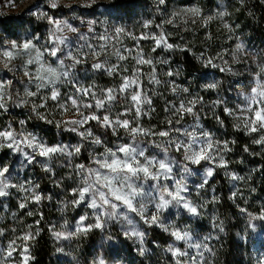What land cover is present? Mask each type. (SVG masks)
Instances as JSON below:
<instances>
[{
    "label": "trees",
    "instance_id": "16d2710c",
    "mask_svg": "<svg viewBox=\"0 0 264 264\" xmlns=\"http://www.w3.org/2000/svg\"><path fill=\"white\" fill-rule=\"evenodd\" d=\"M110 5L111 11L97 14L108 17L117 28L115 38L108 41L102 31H95L79 43L73 57L64 59V66L75 74L92 72L85 78L88 88L81 97L94 114L109 115L112 101L106 91L133 82V90L142 92L147 102L140 110L128 97L120 100L128 125L119 131L135 139L170 135L182 123L196 118L211 151L209 160L186 163L173 148L164 146L171 155L166 160L182 168L176 172L174 189L169 190L174 194L186 189L188 205H178L176 195L171 197L158 185L161 203L173 208V229L169 233L151 223L145 238H138V243L127 249L130 261L160 264L153 260V251L163 249L169 264H191L182 250H186L187 235L194 232L208 237L204 241L208 264L262 261L264 121L260 124L255 115L260 110L264 113V0H112ZM188 7L196 8L200 17L190 15L185 10ZM96 8L97 4L87 8L61 4L48 11L69 17L72 12L95 14ZM18 16L0 17L6 39L20 29L22 33L40 32L45 26L32 13L21 21ZM13 82L21 84L23 79ZM173 86L177 87L175 94ZM180 103L188 108L181 114L177 111ZM27 104L16 109L8 98L0 127L7 123L14 133L19 128L39 130L44 122L41 117L22 115ZM43 116L47 117L45 113ZM58 121L61 118L46 126L44 139L68 151L77 149V153L72 159L50 161L49 170L31 163L32 186L23 181L0 198V264L10 258L16 264L59 263L53 231L68 218L75 219L70 209L80 185L73 181H84L86 175V169L76 171L74 163L85 168L97 166L104 143L96 145L63 129L67 122L56 128ZM38 134L43 137V133ZM13 176L17 180L26 177L21 173ZM135 183L153 192V178ZM70 196L72 199L67 200ZM98 207L95 204L96 212ZM96 216L94 225L79 241L78 264H97L98 256L109 261L105 253L119 246L114 225L100 220L101 213ZM177 226L184 228L183 235Z\"/></svg>",
    "mask_w": 264,
    "mask_h": 264
},
{
    "label": "rangeland",
    "instance_id": "374dc122",
    "mask_svg": "<svg viewBox=\"0 0 264 264\" xmlns=\"http://www.w3.org/2000/svg\"><path fill=\"white\" fill-rule=\"evenodd\" d=\"M111 1L0 0V17L19 15L18 21H21L23 16L32 13L36 21L45 24L40 32L22 33L19 28L20 30L11 33L7 39L6 33L0 27V116L7 113L9 98L16 109H20L25 102L28 103L23 109L24 117H41L40 121H44L39 130L19 128L14 133L7 123L0 127V198L9 193V189L19 188L24 182L32 186L31 181L35 179L30 176L31 163L43 165L49 170L50 161L63 157L72 159L77 153V149L68 151L66 148L53 146L48 139H44L48 132L46 126H50L54 120L61 118L55 124L56 128L61 122H67L63 129L72 131L81 139L94 141L96 145L101 146L104 143V148L99 149L97 166L85 168L74 163L76 171L86 169V175L84 181H73L80 185L74 205L70 209V215L75 216V219L68 218L53 231L60 259L58 264L80 262L79 241L84 239L85 231L94 225L92 221L97 220L98 213H101L100 220L114 225L117 229L116 238L120 240L117 241L119 246L116 250L105 253L109 261H102L101 256H98L95 259L97 264H133L127 249L137 244L139 239L145 238L147 227L151 223L159 224L168 232L173 229L170 224L173 208L163 206L157 186H163L165 193L171 197L176 195L175 201L178 205H188L186 189H183L184 193L174 194L169 190L174 189V181L178 178L176 172L182 171V168L166 160L165 157L171 155L164 146L173 148L186 163L209 160L211 157L210 144L196 118L182 123L170 135L153 134V137L135 139L119 131L120 127L128 125L123 116L125 108L121 107L124 104L120 100L128 97L133 106L140 110L147 102L142 92L133 90V82L126 81L120 89L106 91L112 101L109 115L94 114L81 97L88 88L85 78H89L92 72L86 70L84 73L75 74L64 66V59L73 57L78 52L79 43H84L95 31H102L103 39L108 41L115 38L117 28L108 17H99L97 14L111 11ZM61 4L65 7L75 5L84 8L97 4V8L95 14L72 12L69 17L49 13L48 10H55ZM185 10L190 15L200 17L199 11L194 7ZM99 18L101 23L95 22ZM15 78L19 81L23 79V82L14 83ZM176 89V86L172 87L173 94ZM9 90L16 91V94L12 95ZM187 110L184 104H178L177 111L180 114ZM44 113L47 117L43 116ZM255 120L262 124V110L256 112ZM105 127L109 130H105ZM40 132L43 137L39 136ZM14 173H21L26 177L17 180ZM132 177H138L136 180L153 178V192L150 188H140L139 183L136 184ZM18 181H22L19 182L20 185ZM86 190L88 195L84 197ZM66 199L71 200L72 197ZM95 204L99 206L97 212ZM177 227L179 235H183L184 228ZM187 239V246H184L186 250H182L184 259L191 264H201L206 253L204 241L208 237L194 232L188 234ZM88 259L93 257L88 256ZM153 260L160 264H169L163 249L153 251ZM204 260V264H208L207 257ZM3 264L16 262L10 258ZM253 264H264V259Z\"/></svg>",
    "mask_w": 264,
    "mask_h": 264
}]
</instances>
